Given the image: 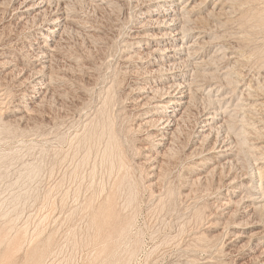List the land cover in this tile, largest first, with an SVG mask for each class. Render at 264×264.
Here are the masks:
<instances>
[{
	"label": "rangeland",
	"instance_id": "obj_1",
	"mask_svg": "<svg viewBox=\"0 0 264 264\" xmlns=\"http://www.w3.org/2000/svg\"><path fill=\"white\" fill-rule=\"evenodd\" d=\"M179 1L168 70L160 0H0V264H264V0Z\"/></svg>",
	"mask_w": 264,
	"mask_h": 264
},
{
	"label": "bare ground",
	"instance_id": "obj_2",
	"mask_svg": "<svg viewBox=\"0 0 264 264\" xmlns=\"http://www.w3.org/2000/svg\"><path fill=\"white\" fill-rule=\"evenodd\" d=\"M158 1V0H157ZM161 1V3H157V7H162V9H155L154 8V6H153V11H150V12H152L154 15H156L157 17H163L162 18V20L164 19V22L165 21H167V25L166 26H168V29L169 30H167L166 32H164V35H163V37H162V40L159 42V44L163 47V48H155L154 50H158V51H160V50H164L165 52H171V53H167L164 57H162V58H160V59H158V61L160 62V65H162L161 67H164V66H171L172 67V65L173 66H175L174 64H175V60H177V59H179L180 57H178L177 55L178 54H181L182 52H187V53H185V54H188V56H190V55H193V56H195V58H200L198 55H197V52L194 50V49H196V47L193 45L194 43H190V45L189 46H187V45H185V43L183 42H181L180 43V41L182 40V38H183V31H184V27L185 26H181L179 29L178 28H176L175 27V25H177L178 24V22H180L183 18H184V12H187L188 14H189V12H191L192 10H193V7H190V9H189V6H187V4L185 3V4H183L184 6H181V3H179L180 1L179 0H160ZM179 1V2H178ZM183 3V2H182ZM216 4V3H215ZM155 5V4H154ZM193 5H195V4H193ZM196 6V5H195ZM151 8V7H150ZM213 8V7H212ZM30 9V8H29ZM191 10V11H190ZM197 10H198V8H197ZM211 11V10H210ZM193 13V12H192ZM186 14V13H185ZM187 15V14H186ZM149 16H150V14H149ZM152 16V15H151ZM182 16H183V18H182ZM67 18V16L65 17V19ZM197 18V17H196ZM64 19V18H63ZM158 19V18H157ZM159 20V19H158ZM161 21V20H160ZM54 22H56V24H57V26L56 27H53L51 30L54 32V31H56L57 29H58V27L61 25L60 23H61V17H57L55 20H54ZM163 22V21H162ZM183 23H184V21H183ZM185 24V23H184ZM183 24V25H184ZM179 27V26H178ZM194 27V26H193ZM189 28V27H188ZM194 29H196V27L194 28ZM193 29V30H194ZM198 29V28H197ZM199 30V29H198ZM201 30V29H200ZM196 31V30H195ZM57 32V31H56ZM59 32H60V30H59ZM199 33H197V35H198ZM206 34V33H205ZM162 36V35H161ZM49 36H47V38H48ZM199 37V36H198ZM197 37V38H198ZM204 37V36H203ZM50 38V37H49ZM196 39V38H195ZM205 39V38H204ZM203 39V40H204ZM159 40V39H158ZM157 40V41H158ZM194 40V39H193ZM201 40V39H200ZM198 41V43H199V40H197ZM37 42V41H36ZM39 42V41H38ZM154 42V41H153ZM196 42V41H195ZM41 43V42H40ZM156 43H158V42H156ZM210 43V42H209ZM51 44V43H50ZM159 44H157V45H159ZM48 45V44H47ZM195 45H196V43H195ZM201 46L203 45V43L202 44H200ZM44 48H42L41 49V47H38L37 49H36V51H37V54H36V57H38V56H41V57H43V56H46L47 54H49V52H50V50L52 49V48H49V47H45V46H43ZM198 48H199V45H198ZM35 49V48H34ZM194 50V51H193ZM209 50H211V49H209ZM209 50H208V52H209ZM156 52V51H155ZM161 52V51H160ZM137 53V52H136ZM164 53V52H163ZM203 53V52H202ZM52 54V53H51ZM38 55V56H37ZM203 55V54H202ZM207 55V54H206ZM186 56V55H185ZM205 56V55H204ZM191 57V56H190ZM44 58V57H43ZM193 58V57H192ZM202 58V57H201ZM35 59V58H34ZM180 60H182V59H180ZM185 60V59H184ZM183 60V61H184ZM200 60V59H199ZM205 60H207V59H205ZM44 61V60H43ZM47 61V60H46ZM178 62H179V60H177ZM186 61V60H185ZM210 61V60H209ZM155 62V61H154ZM196 63V62H195ZM194 63V64H195ZM155 64H156V62H155ZM177 64V63H176ZM188 64V63H187ZM203 65V64H202ZM201 66V65H200ZM169 67H168V70H169ZM178 67H179V65H178ZM173 68V67H172ZM182 68V67H181ZM204 68V67H203ZM163 69V68H162ZM176 69V68H175ZM196 69V68H195ZM197 70V69H196ZM203 70V69H202ZM209 70V69H208ZM154 71V70H153ZM182 71V70H181ZM184 71V70H183ZM199 71V70H198ZM164 72V71H163ZM205 72V71H204ZM207 72V71H206ZM209 72V71H208ZM179 73H181L180 71L178 72V74ZM178 74H173L171 77H170V79L172 78V79H175L174 81H173V83L171 84V85H169V88H170V91H171V89H173V90H175V91H177V92H174L173 91V93L171 94H169V95H166V97L164 98V99H161L160 98V101L162 102V101H165L167 98H168V102H166L165 103V108L164 109H159V110H157L156 111V113H157V118H154V119H151V121H156L157 123H158V125H160L159 127H160V129H161V132L159 133V134H154V135H159L160 136V140H162V141H160V142H158V143H156V144H165L166 143V140H170L171 139V137H172V135H173V130H172V124H176L177 125V122L179 121V119L181 118V117H183L182 116V110H183V108L185 107V105H186V103H188V98H187V95L184 93V91H182V90H179V86L180 85H178V80L180 79V78H183L184 76H182L181 74L180 75H178ZM186 74V73H185ZM203 74V73H202ZM165 75V74H164ZM184 75V74H183ZM205 75V74H204ZM158 77H160V76H158ZM169 77H165V78H162V80L163 81H165L166 79H168ZM160 79V78H159ZM192 79V78H191ZM156 80V79H155ZM162 80H159L158 82H163ZM175 81H178L177 82V84H176V82ZM183 81V80H182ZM155 82V81H154ZM192 82V81H191ZM183 83H184V81H183ZM194 83V82H193ZM156 84V83H155ZM186 84V83H185ZM188 84V83H187ZM190 85V84H189ZM164 87V86H163ZM162 84L158 87V88H156V91L158 92L159 90H162ZM183 87V86H182ZM192 87V86H191ZM151 88V87H150ZM181 88V87H180ZM148 89V88H147ZM152 89H154V88H152ZM143 90V89H142ZM263 91V90H262ZM153 93H155V92H153ZM161 93V92H160ZM163 93V92H162ZM179 94V95H178ZM189 94V93H188ZM158 95V94H157ZM154 96V95H153ZM162 96H163V94H162ZM152 97V96H151ZM157 97V96H156ZM160 97V96H159ZM158 97V98H159ZM257 97H259V96H257ZM187 98V99H186ZM158 100V99H157ZM155 101V100H154ZM264 101V100H263ZM160 102V103H161ZM193 102V101H192ZM261 102V101H260ZM263 103V102H262ZM163 104V103H162ZM161 104V105H162ZM253 104V103H252ZM261 104V103H260ZM157 105V104H156ZM191 105V104H190ZM159 106V105H158ZM259 106V105H258ZM158 108V107H157ZM188 108V107H187ZM21 110V109H20ZM153 110V109H152ZM152 110H151V112H152ZM150 112V113H151ZM185 112V111H184ZM147 113V112H146ZM154 113V112H153ZM211 113V112H210ZM144 114V113H143ZM184 114V113H183ZM155 115V114H154ZM222 115H224V114H222ZM207 115H205L204 117H206ZM152 117V116H151ZM215 117V116H214ZM224 117V116H223ZM211 119H213V116H207L206 117V120H205V125H208L210 122V120ZM203 120V119H202ZM227 120V119H226ZM146 121V120H145ZM228 121V120H227ZM150 122V121H149ZM216 122V121H215ZM144 123V122H143ZM224 123H225V121H224ZM151 124V123H150ZM180 124V123H179ZM146 125V124H145ZM154 125H156V124H154ZM153 126V125H152ZM174 126V125H173ZM210 126V125H209ZM212 126V125H211ZM177 127V126H176ZM178 127H179V125H178ZM205 127V126H204ZM203 127V128H204ZM218 127V126H217ZM155 128V127H154ZM159 129V128H158ZM208 129V128H207ZM211 129V128H210ZM213 129V128H212ZM220 129V128H219ZM217 130V129H216ZM177 131V130H176ZM159 132V131H158ZM212 131H210V133H211ZM175 136V135H174ZM205 137V136H204ZM155 138V137H154ZM175 138V137H174ZM173 139V138H172ZM172 139H171V142H173L172 141ZM217 139V138H216ZM163 140H165V142H163ZM175 140V139H174ZM227 140V139H226ZM226 140L224 141V142H226ZM235 140V139H234ZM218 141V140H217ZM216 141V142H217ZM171 142H170V144H171ZM166 144H168V143H166ZM165 144V145H166ZM174 144V143H173ZM172 144V145H173ZM155 145V144H154ZM220 145V144H219ZM221 145H222V143H221ZM155 146H157V145H155ZM168 146H170V145H168ZM174 147V146H173ZM177 147V146H176ZM225 147H227V146H225ZM156 148V147H155ZM213 148V147H212ZM214 148H215V146H214ZM230 148V147H229ZM171 149V148H170ZM169 149V150H170ZM223 149V148H222ZM168 149H167V151H169ZM197 150V149H196ZM173 151V150H172ZM211 151V150H210ZM219 151V150H218ZM170 152V151H169ZM233 152V151H232ZM159 153H161V152H159ZM165 154V153H164ZM172 154V153H171ZM220 154V153H219ZM170 155V154H169ZM196 155V154H195ZM216 156H217V154H215ZM222 155V154H221ZM160 156H161V154H160ZM174 156V155H173ZM220 156V155H219ZM222 157V156H221ZM233 157V156H232ZM155 158V157H154ZM223 158V157H222ZM84 159V158H83ZM170 159H172L171 157H170ZM176 159V158H175ZM174 159V160H175ZM199 159V158H198ZM201 160V159H200ZM200 160H199V162H197V164L198 165H200L201 163H200ZM227 160V159H226ZM233 161V160H232ZM168 162H170V161H168ZM195 162V161H194ZM225 162H227V161H225ZM205 163V162H204ZM192 164V163H191ZM222 164H224V163H222ZM193 165V164H192ZM226 165V164H225ZM191 166V165H190ZM201 166V165H200ZM218 166V165H217ZM220 166V165H219ZM167 167V166H166ZM165 167V168H166ZM199 166H197V168H198ZM220 167H223V165L222 166H220ZM153 167H151V169H152ZM159 168V167H158ZM193 168V167H192ZM200 168V167H199ZM224 169V168H223ZM166 170V169H165ZM198 170V169H197ZM197 170H195L196 172H197ZM201 170V169H200ZM167 171V170H166ZM165 171V172H166ZM215 171V170H214ZM164 172V171H163ZM209 172H211L210 170H209ZM81 173V172H80ZM160 173H162V172H160ZM192 173H194V172H192ZM213 173V172H212ZM211 173V174H212ZM230 173V172H229ZM195 174V173H194ZM154 175V174H153ZM152 175V176H153ZM158 175H159V173H158ZM198 175V174H197ZM209 175V174H208ZM207 175V176H208ZM221 175H222V173H221ZM229 175V174H228ZM191 176V175H190ZM198 176H200V178H201V174H199ZM203 176V175H202ZM159 177H162V176H159ZM206 177V176H205ZM204 177V178H205ZM203 178V177H202ZM229 178V177H228ZM246 178V177H245ZM196 179V178H195ZM237 179V178H236ZM236 179H234V180H236ZM163 180V179H162ZM190 180H192L191 178H190ZM200 180V179H199ZM230 180H232V181H234L233 179H230ZM193 182H194V180H192ZM191 181V182H192ZM197 181V180H196ZM232 181H231V183H232ZM239 181V180H238ZM229 182V181H228ZM92 183H93V181H92ZM188 183V182H187ZM187 183H185V184H187ZM158 184V183H157ZM190 184V183H189ZM198 184V183H197ZM229 184V183H228ZM241 184V183H240ZM246 184V183H245ZM188 185V184H187ZM186 186V185H185ZM236 186V185H235ZM239 186V185H238ZM254 186V185H253ZM130 187V186H129ZM254 188H256V187H254ZM231 189V188H230ZM235 189H236V187H235ZM239 190H241V189H239ZM238 190V191H239ZM257 190V189H256ZM161 191V190H160ZM237 190H233V192L235 193ZM248 191V190H247ZM228 192H230V191H228ZM242 192V191H241ZM246 192V191H245ZM249 192V191H248ZM243 193V192H242ZM247 193V192H246ZM231 194V193H230ZM229 194V195H230ZM260 194V193H259ZM258 194V195H259ZM242 195V194H241ZM234 196V195H233ZM236 196V195H235ZM243 196V195H242ZM257 197V196H256ZM246 199V198H245ZM248 199V198H247ZM244 200V199H243ZM231 201V200H230ZM258 201V200H257ZM252 202V201H251ZM227 203V202H226ZM240 203V202H239ZM248 204H250L249 202H248ZM253 204V203H252ZM251 204V205H252ZM247 205V204H246ZM251 205H250V207H251ZM231 206V205H230ZM244 207H245V205H244ZM248 209V208H247ZM238 211V210H237ZM244 212H245V210H244ZM243 212V213H244ZM249 212V211H248ZM252 212V211H251ZM250 213V212H249ZM248 214V213H247ZM250 215V214H249ZM127 229H128V226L127 227H124L122 230H120V235H123L126 231H127ZM74 230V229H73ZM69 240V239H68ZM251 240V239H250ZM3 243V242H2ZM32 243V242H31ZM256 244H259V245H261V244H264V239H260L259 240V242L257 243L256 242ZM258 245V246H259ZM263 246V245H262ZM255 249V248H254ZM106 252V250L105 249H103L102 250V252L100 253V255H102V254H104ZM262 252L264 253V248L262 249ZM261 253V252H260ZM262 253V254H263ZM97 258V257H96ZM130 259H131V257L129 256L127 259H120L119 258V260H117V261H115V262H113L112 264H130ZM264 262V261H263ZM92 264H94V262H92Z\"/></svg>",
	"mask_w": 264,
	"mask_h": 264
}]
</instances>
